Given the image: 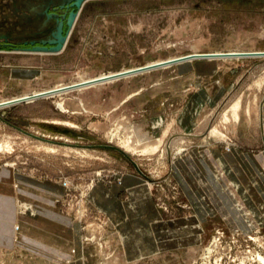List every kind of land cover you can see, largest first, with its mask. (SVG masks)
<instances>
[{
    "label": "rangeland",
    "instance_id": "obj_1",
    "mask_svg": "<svg viewBox=\"0 0 264 264\" xmlns=\"http://www.w3.org/2000/svg\"><path fill=\"white\" fill-rule=\"evenodd\" d=\"M262 152L264 0H0V173L33 194L15 198L16 234L59 226L39 215L56 202L73 264H249ZM135 187L145 247L120 229ZM0 264L47 263L10 246Z\"/></svg>",
    "mask_w": 264,
    "mask_h": 264
},
{
    "label": "crops",
    "instance_id": "obj_2",
    "mask_svg": "<svg viewBox=\"0 0 264 264\" xmlns=\"http://www.w3.org/2000/svg\"><path fill=\"white\" fill-rule=\"evenodd\" d=\"M264 154L258 155L256 158L253 157V160H255L259 166L261 171L259 172L261 175L257 177L259 180L258 186H254L249 190V193L251 195L252 202H256L255 205H259L264 202ZM251 160V159H250ZM249 159H246V162L250 161ZM234 172V171H233ZM230 174V173H229ZM228 174V175H229ZM16 175L12 172H9L8 170H5L0 173V247L2 248H11L13 249H19L25 252H28L29 254H32L36 256L39 260H42V262L47 264H73V261H78L77 256L79 255L77 251V234L74 230V227L71 225V223L67 221L68 225L66 226V222L62 220V217L64 216L59 212V210L54 209L56 206V197L54 198L53 202L55 206L51 207L46 205L43 212H40L39 215L43 219V221L46 223H57L59 226L54 225L52 228H45L42 229H36L31 228L27 229V227L22 226L21 227V233L16 234L13 230V227H11V221L8 219L9 216H12V212L17 204H15V198L18 200H24L28 197L25 196H33L32 193L29 192L30 188L23 187V182H19L20 180L16 181L14 183V177ZM235 176H240V174H235ZM250 180H246V182H249ZM254 181V180H253ZM245 182V183H246ZM21 183V188H19V184ZM31 188L33 187H40L39 184L36 182H30ZM18 186V188H15L13 186ZM235 185V184H234ZM33 186V187H32ZM14 188L16 192H14ZM47 188V187H46ZM19 189V190H18ZM57 190V188H55ZM47 190V189H46ZM246 192H248L247 188L245 189ZM147 195V189H139L138 187H135L132 189V204L134 205L133 209H124L125 215H127V221L128 224L120 227L121 232L124 235V238L126 239V242L129 245L132 244L133 240H136L138 242V245L143 246V244L146 242V234L150 237V223H145L142 219L140 213H142L139 209V206L137 207L139 201L141 202V199H139V196ZM259 192V193H258ZM140 193V194H139ZM243 193V192H242ZM42 195V196H41ZM36 196V195H34ZM39 199L45 198L47 195L46 193L38 194L37 195ZM17 200V201H18ZM19 204V203H18ZM117 206V205H116ZM135 206L137 209L135 210ZM142 209V208H141ZM255 209V208H254ZM120 210V209H119ZM126 211V212H125ZM9 212V214H7ZM120 212V211H119ZM151 213V212H150ZM66 219V217H63ZM138 218V219H137ZM13 220V219H12ZM25 221V220H24ZM25 224L29 225V222H24ZM146 225V226H145ZM69 226V227H68ZM66 227V228H64ZM146 227V228H145ZM15 233V234H14ZM146 233V234H145ZM16 240L12 245V241ZM69 242V244L67 243ZM150 242L147 247L150 248ZM75 248V250H74ZM75 252V253H74ZM129 254H132L129 250ZM77 255V256H76ZM75 262V263H76Z\"/></svg>",
    "mask_w": 264,
    "mask_h": 264
},
{
    "label": "bare ground",
    "instance_id": "obj_3",
    "mask_svg": "<svg viewBox=\"0 0 264 264\" xmlns=\"http://www.w3.org/2000/svg\"><path fill=\"white\" fill-rule=\"evenodd\" d=\"M63 45V44H62ZM236 54H227V55H214V56H218V57H223V56H227V57H233V56H235ZM194 56H192V58H193ZM198 57V56H197ZM196 57V58H197ZM208 57H213V56H208ZM195 58V57H194ZM172 60H168V61H160V62H155V63H151V64H149V65H147L146 67H144V68H147V67H151V66H156V65H162V66H164L166 63H168V62H171ZM139 69V68H138ZM138 69H133V70H126V72H122L123 74H128V73H131V72H134V71H136V70H138ZM122 73H120V75L122 74ZM120 75H113V76H111L110 75V77H108V78H112V77H119ZM133 75V74H132ZM100 80V79H99ZM83 83V82H82ZM56 90H52V91H50V92H48V94L49 95H51L52 93H54ZM48 94H43V95H40V96H37V97H35V98H38V97H43V96H47ZM36 96V95H35ZM14 100V102L15 101H17V100H22V99H20V98H16V99H13ZM10 102H12V101H10ZM10 102H8V103H10ZM253 252H255V251H253ZM253 252H250V253H248L249 255L250 254H253ZM258 253H260L261 255H263L262 257L264 258V254L262 253V252H258ZM258 253H255L254 255H251L250 257L252 258V259H250L251 261L249 262V264H258V262H256V259H255V255L256 254H258ZM259 254V255H260ZM260 260V259H259ZM237 264H238V258H237ZM221 263V261H218V264H220ZM259 264H262V263H259Z\"/></svg>",
    "mask_w": 264,
    "mask_h": 264
},
{
    "label": "water",
    "instance_id": "obj_4",
    "mask_svg": "<svg viewBox=\"0 0 264 264\" xmlns=\"http://www.w3.org/2000/svg\"><path fill=\"white\" fill-rule=\"evenodd\" d=\"M239 57L241 56H249V55H238ZM189 58H184V59H180V60H176V61H171V62H168L166 63L164 66L162 65H156V66H151V67H147V68H140L134 72H131V73H128V74H122L119 76V79L120 78H123V77H127L131 74H141V73H145V72H148V71H151V70H155V69H158V68H162V67H167L169 65H172V64H176V63H180V62H183V61H187ZM191 59H194L191 58ZM24 100H21L19 103H22Z\"/></svg>",
    "mask_w": 264,
    "mask_h": 264
}]
</instances>
